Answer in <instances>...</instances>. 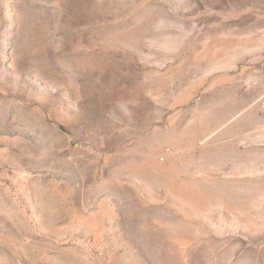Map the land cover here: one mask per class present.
Listing matches in <instances>:
<instances>
[{"label": "rangeland", "instance_id": "374dc122", "mask_svg": "<svg viewBox=\"0 0 264 264\" xmlns=\"http://www.w3.org/2000/svg\"><path fill=\"white\" fill-rule=\"evenodd\" d=\"M0 264H264V0H0Z\"/></svg>", "mask_w": 264, "mask_h": 264}]
</instances>
